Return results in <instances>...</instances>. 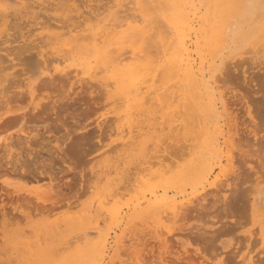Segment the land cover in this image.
Segmentation results:
<instances>
[{"label": "rangeland", "instance_id": "1", "mask_svg": "<svg viewBox=\"0 0 264 264\" xmlns=\"http://www.w3.org/2000/svg\"><path fill=\"white\" fill-rule=\"evenodd\" d=\"M147 1L0 0V96L7 86L8 91L15 86L16 80L9 82L15 73L23 78L22 86L26 81L49 83L53 78L56 84L36 91L39 97L52 91L54 98L78 95L81 99L75 105L64 104L69 108L66 111L76 107L79 112L78 125L67 122L75 130L67 134L59 127L57 131L71 138L74 172L45 150L52 148L53 137L44 136L50 139L45 144L40 138H24L21 131L28 130L19 122L17 110L23 107L32 113L26 95L8 108L0 103V205L5 200L8 207L0 210V264H159L160 257L170 264H264V0ZM178 9L189 16L196 10L199 15L197 32L185 28L181 46L163 26ZM215 20L218 26L213 30ZM176 50L183 62L191 59L195 65L184 76L172 77L169 72L166 76L170 77L161 76L164 59ZM37 53H45L46 64L27 69V60L39 58ZM119 58L122 64L115 65ZM140 72L144 75L139 76ZM209 98L211 119L205 110ZM245 101L253 119L240 109ZM218 114L216 124L226 125L223 132L227 127L233 131L231 115L239 121L240 134L233 136L236 147L228 172L221 169L227 162L225 144L201 156L185 149L192 142L187 134L190 126L196 124L193 131L199 132L208 122L214 130L211 121ZM14 116L16 120L9 119ZM186 128L191 131L185 132ZM177 129L186 141L175 137ZM168 135H174L173 139ZM28 139L30 143H25ZM173 141L179 143L173 145L176 149ZM6 142L12 145L7 152ZM162 156L170 157L160 163L164 170L165 164L169 167L164 173L157 163ZM192 161L195 166L200 162L198 173L211 170L198 176L199 184L187 168L194 166ZM184 168L188 176L180 186L172 187L173 177ZM51 175L56 177L53 181L69 187L59 195L55 188L56 192L47 190L43 181ZM165 189L176 195L178 203L184 202L182 209L179 206L172 213L170 204L146 208L150 192L160 195ZM165 250L171 253L166 251V255Z\"/></svg>", "mask_w": 264, "mask_h": 264}, {"label": "bare ground", "instance_id": "2", "mask_svg": "<svg viewBox=\"0 0 264 264\" xmlns=\"http://www.w3.org/2000/svg\"><path fill=\"white\" fill-rule=\"evenodd\" d=\"M146 2H148L147 0H146ZM161 2V1H160ZM195 2V1H194ZM229 2V1H228ZM125 4V3H124ZM148 4V3H147ZM218 4V3H217ZM212 6V5H211ZM170 7V6H169ZM196 7V6H195ZM138 8V7H137ZM119 10V9H118ZM120 11V10H119ZM176 13V14H175ZM174 13V15L172 16V18H169V19H166L165 20V23H166V25H164L162 22V24H163V26H166L167 27V29L166 30H168V32L169 33H172V34H174L175 36H176V38L178 39V42H179V46H181L182 45V43H181V38H182V32H183V30L185 29V28H188L191 32H197L196 31V27H198L199 28V25L197 26V24H198V16H197V12H196V10L189 16V14L188 13H183L181 10H177L176 12ZM211 12H209V14H210ZM208 17V16H207ZM209 19V18H208ZM229 20H230V18H229ZM153 21V20H152ZM216 22H214V25L212 26L213 27V30L214 29H216V27L218 26V21L217 20H215ZM119 22V21H118ZM120 23V22H119ZM156 23V22H155ZM116 23H114L113 25L114 26H116L115 25ZM161 24V25H162ZM118 25V24H117ZM158 25V24H157ZM121 26H122V24H121ZM151 26V25H150ZM208 27V26H207ZM156 28V27H155ZM165 30V29H164ZM228 30V29H227ZM209 31V30H208ZM235 31V30H234ZM240 31V30H239ZM89 33V32H88ZM153 34H154V31L152 32ZM189 34H190V32H189ZM195 34V33H194ZM238 34H240V32L238 33ZM90 35V34H89ZM88 35V36H89ZM197 35V34H196ZM86 36H87V34H86ZM85 36V34H84V37H86ZM87 36V37H88ZM99 38V37H98ZM87 39V38H86ZM85 39V40H86ZM98 41V39L96 38L95 39V43ZM191 41V40H190ZM197 44V43H196ZM199 47V46H198ZM97 48H99V46H97ZM113 49V48H112ZM106 50V49H105ZM110 50V49H109ZM116 50V49H115ZM114 49L112 50V51H115ZM153 50V49H152ZM128 51V50H127ZM178 50H176V53L174 54V55H172V56H170L169 58H165L164 60L166 61L164 64H165V67L162 69V73H161V76H163L164 77V74H165V77H170V76H172V77H174L175 75H182V76H184V75H186V73L187 72H189L190 71V69H191V67H192V64H194L195 65V63H194V60H191V59H188V60H190L189 62H183L184 60L180 57V54L177 52ZM107 52H109V51H107ZM111 52V51H110ZM129 52V51H128ZM114 53V52H113ZM34 54V53H33ZM122 54V53H121ZM120 54V55H121ZM154 54V53H153ZM160 54V53H159ZM44 55H45V53H44ZM43 54H41V53H37V57H39V58H34V57H29V58H31V59H29V58H27V59H29V60H27V62H26V64L28 63L29 65L28 66H26V68L27 67H32V69L33 68H39V67H41L42 65H45L46 64V61H47V59H46V57L44 56ZM33 56V55H32ZM127 56V55H126ZM126 56H124L123 55V57H125V58H127ZM142 56V55H141ZM153 56V55H152ZM137 57V56H136ZM118 58V57H117ZM132 58V57H131ZM134 58V57H133ZM139 58H141L140 56H139ZM139 58H136V59H139ZM122 59L123 58H119L118 60H117V62L115 63V65H119V63L122 61ZM157 59V58H156ZM115 60V59H114ZM142 60V59H141ZM163 60V61H164ZM116 61V60H115ZM126 61V60H125ZM136 61V60H135ZM140 61V60H139ZM154 61V60H153ZM205 61V60H204ZM138 62V61H137ZM120 64H122V63H120ZM161 64V63H160ZM137 65V64H136ZM140 65V64H139ZM138 65V66H139ZM34 66V67H33ZM109 66V65H108ZM45 67V66H44ZM137 67V66H136ZM158 67V66H157ZM199 67V66H198ZM26 68L25 67H22L21 68V72L23 73V75L25 74H27V71H26ZM156 68V67H155ZM27 69H29V68H27ZM31 69V68H30ZM139 69V68H138ZM143 69H144V67H143ZM158 69L159 70H161L159 67H158ZM141 70V69H140ZM164 70V71H163ZM165 70H167V72L165 71ZM195 70V69H194ZM152 71H153V68H152ZM146 72V71H145ZM161 72V71H160ZM168 72H169V74H170V76H166L167 74H168ZM196 72V71H195ZM200 72V71H199ZM141 73V72H140ZM164 73V74H163ZM167 73V74H166ZM145 74H147V73H145ZM196 74V73H195ZM200 74H202V73H200ZM143 75H144V72H143ZM142 75V73L139 75V76H143ZM174 75V76H173ZM27 77V76H26ZM162 77V78H163ZM149 78V77H148ZM138 79V78H137ZM160 79V78H159ZM10 81L9 82H12L13 80H16V83H15V81H14V83H15V86L13 85V86H11V84H9L11 87H12V90H9L8 91V89H9V86H7L6 87V89H3L4 91H3V93L1 94V98H0V103L1 104H3V105H5V107H9L10 106V104L12 103V102H14V101H21L23 98H24V95H26L27 97H28V103H27V105H31L32 106V113H26V111L25 110H22L23 109V107L22 108H20V109H18L17 111H19V113H20V119H18L19 120V122L22 124V125H24V127L26 128V130H28V131H26V132H28V134H26V132H24V130H22L21 132H22V134L23 135H25V137L24 138H30V139H33V140H37V139H41L40 140V142L41 143H43V144H45L44 142H49L50 141V139H47V140H45L44 139V136H46V137H53V139H54V143L52 144V145H50V146H52V148H48V147H44V148H46L45 150L47 151V152H53V153H55V158L57 157V158H59L60 159V161L65 165V167H67V169H68V171L69 172H74L75 170H76V167H75V170H74V164L76 163L75 161H74V158L70 155V151H69V149H70V147L72 146H70V144H68L69 142H70V140H71V138H69L67 135H64V134H61V133H59V134H57L58 132V128L60 127L61 128V130H62V127H63V129L65 130V132L67 133V134H69L70 133V131L71 130H75V128H71V126L73 127V126H75V125H78V122H79V120H78V114H79V112H77L76 111V107H70V106H68V107H70V110L69 111H66V109L68 110L69 108H65V106H67V105H70V103H72V104H74L75 105V103H80L81 102V99H80V97L77 99L76 97H78V95L76 96V97H71V96H69V95H65V96H62V97H59V98H54L53 97V95H52V91H51V93H47L46 94V96L45 97H43V96H41V97H39L38 96V93H36V91H43V90H45V89H48L49 90V87L52 85V86H54L55 84H56V82H54V79L53 78H51L50 77V81H49V83H46L47 81H43V82H41V81H37V80H31V81H29V82H27L26 81V83H24L25 85L24 86H22L21 85V83H23V78L22 77H20V76H16L15 75V73H13L12 75H11V77H10V79H9ZM81 80V79H80ZM146 80V82L147 81H149L147 78L145 79ZM184 80V79H183ZM209 80V79H208ZM155 81V80H154ZM159 81V80H158ZM158 81H157V83H158ZM179 81V80H178ZM177 81V82H178ZM217 81V80H216ZM79 82H81V81H79ZM195 82H196V80H195ZM83 83V82H82ZM113 83H114V81H113ZM13 84V83H12ZM108 84V83H107ZM171 84V83H170ZM174 84V83H173ZM176 84V83H175ZM184 84V83H183ZM109 85V84H108ZM136 85H138V84H136ZM135 85V86H136ZM162 85V84H161ZM172 85V84H171ZM171 85H169V86H171ZM182 85V84H181ZM212 85V84H211ZM139 86V85H138ZM175 85H173V87H174ZM179 86V85H178ZM137 87V86H136ZM144 87V86H143ZM142 86L140 87L141 89L143 88ZM172 87V88H173ZM219 87V86H218ZM200 88V87H199ZM155 89V88H154ZM175 90L176 89H174V93H176L175 92ZM177 91V90H176ZM39 92V93H40ZM150 92H152V91H150ZM149 92V93H150ZM148 93V94H149ZM41 94V93H40ZM140 94V93H139ZM168 94V93H167ZM42 95V94H41ZM213 95V94H212ZM67 96H69V97H67ZM167 97H168V95H166ZM174 96V95H173ZM175 96L177 97V95L175 94ZM175 96H174V98H175ZM179 96V95H178ZM216 96V95H215ZM122 97V96H121ZM130 97V96H129ZM147 97V96H146ZM164 97V96H163ZM162 97V98H163ZM166 97V98H167ZM123 98V97H122ZM149 98H151V97H149ZM149 98H147V99H149ZM161 98V96H159V99ZM161 98V99H162ZM67 99H70V100H67ZM129 99V98H128ZM146 99V100H147ZM214 99V98H213ZM212 99V100H213ZM227 99V98H226ZM127 100V99H126ZM211 99L209 98L208 100H207V102H206V106H205V110H206V114H207V116L209 117V119H211L212 118V107L209 105L210 103H208L209 101H210ZM135 101H137V100H135ZM172 101H173V98H172ZM215 101V100H214ZM231 101V100H230ZM229 101V102H230ZM151 102V101H150ZM152 103V102H151ZM64 104H67V105H64ZM158 104V103H157ZM228 104V103H227ZM231 104V103H230ZM26 106V105H25ZM25 106H24V108H25ZM72 106V105H71ZM121 106V105H120ZM152 106V105H151ZM157 107V105L155 106V108ZM27 108V107H26ZM25 108V109H26ZM227 108V107H226ZM241 108H243L244 110V113H246L247 114V116L249 117V118H251V119H253L254 118V116L252 115V110L250 109V105L248 104V101H245L244 102V104H243V106H241L240 107V109ZM157 109V108H156ZM230 109V108H229ZM240 109H239V111H240ZM158 110H159V108H158ZM157 110V111H158ZM213 110H215V109H213ZM233 110V109H232ZM64 111H66V113H62V112H64ZM171 112V111H170ZM175 112V111H174ZM177 112V111H176ZM175 112V113H176ZM43 113H45V115L43 116ZM141 113V112H140ZM233 113V112H232ZM239 113V112H238ZM243 113V114H244ZM5 114H10V111H7ZM184 114V113H183ZM242 114V115H243ZM245 114V115H246ZM67 115H68V117H67ZM136 115H137V113H136ZM176 114H174L173 116H175ZM227 115V114H226ZM172 116V117H173ZM178 116V115H177ZM237 116V115H236ZM167 117V116H166ZM207 117V118H208ZM220 116H219V114L218 115H216V117L214 118L213 117V120L211 121L212 122V124H213V126H214V130H212L211 129V126H208V122H204V126H202L201 128V130L199 131V132H194V131H196V130H194V126L196 125H193V126H190L189 124V126L190 127H193V128H190V129H192V131L194 132V134H191V130H189L188 128H186V131L185 132H187V130H189V131H191L190 133L189 132H187V134H188V136L189 137H192V138H190L191 139V143H190V145L189 144H185V146L186 145H189V146H187V147H185V149L187 150V151H190L189 153L190 154H192V150H194V152H199V153H201V154H199L200 156L201 155H203L202 153H206V151L209 153V151H211V150H215L216 148H221L222 146V143L223 144H225V146H226V148H224L225 150V160L227 161L226 162V165H224L223 166V168L221 167V169L223 170V171H225V172H228V171H230V168L232 167V165H231V163H233V152H232V149L233 148H235L236 147V145H235V141H234V139L236 140V138H234L235 136L234 135H238V129H237V124H238V122L236 121V119L234 118L235 116H230L231 118H232V120H230V121H232L233 123H229L228 125L229 126H233V131H232V133H231V128L232 127H230V128H228L227 127V130L225 131V132H223L224 130H225V123L224 124H216L219 120L217 119V118H219ZM229 117V116H228ZM171 118V117H170ZM178 118V117H177ZM9 119L10 120H12V121H14V120H16V117L14 116V117H9ZM42 119H44V122H43V124H37L36 122L37 121H41ZM164 119V118H163ZM195 119V118H194ZM222 119V118H221ZM171 120V119H170ZM200 120V119H199ZM208 120V119H207ZM235 120V121H234ZM69 121H71V123L72 124H69V125H71L70 127L68 126V124H67V122H69ZM141 121V120H140ZM164 123V122H163ZM188 122H185V126H187L186 124H187ZM190 123V122H189ZM200 123V122H199ZM181 124V123H180ZM202 124V123H201ZM163 125V124H162ZM175 125V124H174ZM177 125V124H176ZM166 125H164V127H165ZM180 126H183V125H180ZM241 126H242V122H241ZM163 127V128H164ZM177 127V126H176ZM175 127V128H176ZM245 127V126H244ZM263 127V126H262ZM157 128V127H156ZM181 128H183V127H181ZM181 128H180V130H181ZM196 129H198L197 128V126L195 127ZM240 128V127H239ZM40 129H42L41 131H40ZM144 129V128H143ZM159 129V128H158ZM162 129V128H161ZM244 129V128H243ZM33 130H36V131H34V132H32L31 133V131H33ZM160 130V129H159ZM170 130H172V132H174V127H172V128H170ZM178 130V132H176L175 131V135H177L178 133H179V129H177ZM183 130V129H182ZM216 130H219L220 132H217V133H219L223 138H224V140L222 141L221 140V142H220V139H219V137H218V135H216ZM246 130V129H245ZM253 130V129H252ZM251 130V131H252ZM40 131V132H39ZM56 131V132H55ZM131 131H132V129H131ZM249 131V130H248ZM254 131V130H253ZM252 131V134L254 135V136H256V133H254ZM150 132V131H149ZM172 132H170V133H172ZM138 133V132H137ZM169 134V133H168ZM186 133H185V135H187ZM226 134H227V136H226ZM240 134V133H239ZM158 135V134H157ZM156 135V136H157ZM170 135V134H169ZM168 135V136H169ZM191 135H193V136H191ZM64 136H67V137H65L64 138ZM154 136V135H153ZM152 136V137H153ZM166 136V135H165ZM167 136V137H168ZM172 136H174V135H172ZM172 136H169L171 139H173V137ZM179 136H182V139H185V141H186V138H183V135H180V134H178L177 136H175V137H179ZM234 136V137H233ZM135 137V136H134ZM163 137H164V135H163ZM168 137V138H169ZM174 137V138H175ZM186 137V136H185ZM180 138V137H179ZM178 138V140H180ZM222 138V139H223ZM240 138V137H239ZM30 139H28V140H25V143H27L28 141H29V143H30ZM177 139V138H176ZM190 139H188V137H187V141L188 140H190ZM152 140V139H151ZM160 140H162V139H160ZM129 141H131V140H129ZM163 141V140H162ZM174 141H175V139H174ZM174 141L171 143L172 144V147H174L173 145L174 144H177V143H174ZM177 141V140H176ZM184 141V140H183ZM184 141V142H185ZM72 142V141H71ZM179 142V141H178ZM189 142V141H188ZM235 142V143H234ZM239 142V141H238ZM52 143V142H51ZM154 143V142H153ZM180 143H181V141H180ZM14 144V143H13ZM126 144V143H125ZM168 144V143H167ZM179 144V143H178ZM177 144V145H178ZM181 144H183V143H181ZM30 145V144H29ZM28 145V146H29ZM69 145V146H68ZM184 145V144H183ZM239 145V144H238ZM11 143L10 142H6L5 143V149L4 150H6V152L7 151H10V148H11ZM27 146V147H28ZM43 146V145H42ZM41 146V147H42ZM159 146V145H158ZM166 146V145H165ZM168 146L169 145H167V147H165V148H168ZM171 146V145H170ZM176 146V145H175ZM182 146V145H181ZM181 146H179V147H181ZM177 147V146H176ZM179 147H177V149L179 148ZM183 147V146H182ZM24 149H25V147H23ZM32 148V147H31ZM43 148V147H42ZM44 148H43V150H44ZM159 148V147H158ZM161 148V147H160ZM175 148V147H174ZM184 148V147H183ZM182 148V149H183ZM72 149V148H71ZM176 149V148H175ZM222 149V148H221ZM221 149H219V151L221 150ZM39 150H42L41 148L39 149ZM42 150V151H43ZM162 150V149H161ZM170 150V149H169ZM172 150V149H171ZM206 150V151H205ZM217 150V149H216ZM241 150V149H240ZM32 151V150H31ZM36 151V150H35ZM45 151V152H46ZM157 151V150H156ZM160 151V150H159ZM166 151H167V149H166ZM173 151V150H172ZM178 151V150H177ZM183 151H184V149H183ZM183 151L181 150V152L183 153ZM168 153H170L169 151H167ZM166 152V153H167ZM175 152V151H174ZM180 152V151H179ZM180 152V154H182ZM186 152V151H185ZM221 153H222V151H220ZM219 152V153H220ZM232 152V153H231ZM241 152V151H240ZM29 154H30V151L28 152ZM148 153V152H147ZM167 153V154H168ZM177 153V152H176ZM35 154V153H34ZM39 154V153H38ZM183 154H185V156H188L187 155V153H183ZM241 154V153H240ZM28 155V154H27ZM53 155V154H52ZM154 155V154H153ZM177 156H182V155H178V154H176ZM198 155V156H199ZM205 155V154H204ZM209 155V154H208ZM241 155H243V153L241 154ZM1 156V155H0ZM33 156V155H32ZM152 156V155H151ZM155 156V155H154ZM154 156H152V157H154ZM156 156H158V155H156ZM184 156V157H185ZM37 157V156H36ZM52 157H54V156H52ZM160 157V156H159ZM167 157V156H166ZM165 157V158H166ZM173 157H176V156H173ZM184 157H182V158H184ZM212 157H215V154H214V156H212ZM163 156H162V158L160 159L159 158V160L157 161V163H162V164H164L163 163V161H164V159H165ZM170 158V157H169ZM169 158H166V159H169ZM177 158V157H176ZM179 158V157H178ZM201 158V157H200ZM203 158V157H202ZM210 158H211V156H210ZM219 158H221V157H219ZM149 159V158H148ZM163 159V160H162ZM165 159V160H166ZM205 159H207L206 157H205ZM209 159V158H208ZM223 159V158H222ZM27 160V159H26ZM38 160V159H37ZM49 160H51V159H49ZM174 159H172V164H173V161ZM197 160V159H196ZM196 160H195V162H196ZM199 160V159H198ZM16 161V160H15ZM31 161V160H30ZM39 161V160H38ZM41 161V160H40ZM47 161V160H46ZM52 161V160H51ZM51 161H49L50 162V164H51ZM149 161V160H148ZM168 161H170V159L168 160ZM194 161V160H193ZM193 161L191 162V164L193 163ZM200 161V160H199ZM198 161V162H199ZM201 161H204V160H201ZM200 161V162H201ZM25 162V161H24ZM27 162V161H26ZM29 162V161H28ZM54 162H55V160H54ZM193 163V165L194 164H196V163ZM199 162V163H200ZM205 162H207L208 163V160L206 161L205 160ZM204 162V163H205ZM60 163V162H59ZM146 163H147V161H146ZM149 164L151 163V161L150 162H148ZM168 163H170V162H168ZM175 163V162H174ZM199 163H197V165H199ZM204 163H202V164H204ZM222 163V162H221ZM1 164V163H0ZM16 163H14V167H16L17 165H15ZM23 164V163H22ZM33 164V163H32ZM31 164V165H32ZM43 164V163H42ZM158 164V165H159ZM201 164V165H202ZM45 165V164H44ZM47 165V164H46ZM153 165H154V163H153ZM167 164H165V168L167 169V170H164V167H162V166H164V165H161L160 164V167L161 168H163V169H161L160 167L158 168V169H161V170H163V173L164 172H166V171H169L168 169H169V167H168V165L166 166ZM192 166V165H190V167L188 166L187 168H189V169H191V172H190V175H192V179L193 178H195L196 177V180H195V182L194 183H197V184H199V180H200V178H202L206 173H208L209 172V169H210V167H209V169H208V172L206 171L207 169H202L201 171H200V173H198L197 172V167L198 166ZM211 165H212V163H211ZM1 166V165H0ZM30 166V165H29ZM52 166V165H51ZM50 166V167H51ZM147 166H148V164H147ZM150 166H152V165H150ZM149 166V167H150ZM173 166H175V165H173ZM22 167V166H21ZM20 167V168H21ZM41 167H43V166H41ZM148 167V168H149ZM172 167V166H171ZM208 167V166H207ZM214 167V166H213ZM225 167H229L228 169L226 168L225 169ZM24 168V167H23ZM36 168V167H35ZM46 168H48V166L46 167ZM174 168V167H173ZM13 169V168H12ZM16 168H14L13 170H15ZM18 169V168H17ZM16 169V171L19 173V171ZM42 169V168H41ZM58 169V168H57ZM150 170H151V168H149ZM157 169V170H158ZM157 170H155V172L157 171ZM187 170V174H189L188 172V169H183V170H178L177 171V173H176V175L173 177V179H175L172 183H173V185H172V187L173 186H175V185H178V186H180L181 184H182V182H184L183 181V178H184V176H186V175H184L185 174V171ZM200 170V169H199ZM11 171V170H10ZM33 171V170H32ZM43 171H44V169H43ZM159 171V170H158ZM14 172V171H13ZM162 172V171H161ZM210 172H211V170H210ZM209 172V173H210ZM24 173H25V170H22L21 172H20V174L22 175V176H24ZM77 173V172H76ZM7 174V173H6ZM36 174V173H35ZM154 174V173H153ZM201 174V177L199 178L198 176ZM220 174V173H219ZM2 174H0V176H1ZM10 175V174H9ZM30 175V174H29ZM49 175V174H48ZM75 175V174H74ZM229 175V174H228ZM31 176V175H30ZM29 176V177H30ZM33 176V175H32ZM47 176V175H46ZM188 176V175H187ZM186 176V177H187ZM207 176H209V174L207 175ZM219 176V175H218ZM19 177V176H18ZM45 177V176H44ZM157 177V176H156ZM185 177V178H186ZM35 178V177H34ZM33 178V179H34ZM199 178V179H198ZM208 178V177H207ZM227 178V177H226ZM21 179V178H20ZM56 179V177L53 179V177H52V175L51 176H48V180H46L47 182H45V181H43L45 184H48L47 186H46V189L47 190H50V191H52L54 188L56 189V191H54V192H56V195H59L61 192H63L62 191V189L64 188V187H66V188H68L69 187V185L67 184H61V182L60 183H58L57 181H53V180H55ZM187 179V178H186ZM188 179H190L189 177H188ZM23 181V180H22ZM33 181V180H32ZM34 181L37 183V181L39 182V178H36V179H34ZM42 181V180H41ZM206 181V180H205ZM264 181V180H263ZM74 182V181H73ZM126 182H127V180H126ZM202 182V181H201ZM204 182V181H203ZM226 182V181H225ZM28 183V182H27ZM216 183V182H215ZM215 183H212L214 186H215ZM43 184V183H42ZM74 185V184H73ZM203 185V184H202ZM224 185V184H223ZM75 186V185H74ZM222 186V185H221ZM124 187V186H123ZM259 187V186H258ZM71 188V187H70ZM174 188H177V187H174ZM58 189V190H57ZM69 190V189H68ZM218 190H219V187H218ZM217 190V191H218ZM50 191H48L47 193H49ZM59 191H61V192H59ZM186 191V190H185ZM190 191V190H189ZM216 191V192H217ZM68 192V191H67ZM158 192V191H157ZM176 192V191H175ZM184 192V191H183ZM212 192V191H211ZM17 193V192H16ZM66 192H64V194H65ZM172 193V192H171ZM5 194V193H4ZM50 194V193H49ZM54 194V193H53ZM53 194H51V195H53ZM63 194V193H62ZM70 194V193H69ZM175 194V193H174ZM51 195H48L49 197H51ZM179 195V194H178ZM184 195V194H183ZM17 196V195H16ZM19 197V196H18ZM26 197V196H25ZM10 198H13L12 197V195H11V197L9 196V199ZM17 198V197H16ZM22 198V197H21ZM66 198V197H65ZM64 198V199H65ZM8 199V198H7ZM23 199V198H22ZM25 199V198H24ZM28 199H29V197H28ZM27 199V200H28ZM50 199V198H49ZM63 198H62V200H64ZM146 199H147V197H146ZM187 199V198H186ZM3 200V199H2ZM18 200V199H17ZM31 200V199H30ZM57 200H58V198H57ZM56 200V201H57ZM196 200V199H195ZM4 201L5 200H3L2 202V204L0 205V210H3V209H5V207H7L6 206V202L4 203ZM145 201V200H144ZM147 201V204L145 205L146 206V208L147 207H154V206H157V205H162V204H170V205H172V207H171V209H172V213H176V210H177V208L180 206V208L182 207V204L184 203L183 201L181 202H177V200H176V195H169L168 193H167V191H166V189L163 191V193H160V195H158V193H156V191H151L150 192V196L148 195V199L146 200ZM189 202L191 201V198H189V200H188ZM193 201V200H192ZM11 202V201H10ZM28 202V201H27ZM186 202V201H185ZM12 203V202H11ZM38 203V202H37ZM41 203V202H40ZM50 203V202H49ZM46 204H48V203H46ZM55 204V203H54ZM136 204H138V206H139V204H140V202H136L134 205H136ZM33 205V204H32ZM43 205V204H42ZM144 205V204H143ZM184 205V204H183ZM50 206V205H49ZM186 206V205H185ZM184 206V207H185ZM35 207V206H34ZM13 208V207H12ZM180 208H178V209H180ZM186 208H187V206H186ZM7 209H8V207H7ZM11 209V208H10ZM143 209V208H142ZM182 209V208H181ZM188 209V208H187ZM6 210V209H5ZM186 210V209H185ZM166 211V210H165ZM183 211H184V209H183ZM8 212H9V210H8ZM7 212V213H8ZM4 215H6V212L4 211V212H2ZM10 213V212H9ZM182 213V212H181ZM186 214V213H185ZM10 216V215H9ZM181 216V215H180ZM180 216H178V217H180ZM16 217V216H15ZM11 218V217H10ZM13 218H14V216H13ZM169 218V217H168ZM183 218V217H182ZM181 218V219H182ZM185 218V217H184ZM165 220H167L166 218H165ZM177 220H180V219H177ZM176 220V221H177ZM169 221V220H168ZM158 231V230H157ZM163 231V230H162ZM159 233V232H158ZM85 236V235H84ZM161 236H163V234L161 233ZM162 239V238H161ZM136 240V239H135ZM73 241V240H72ZM168 241V240H167ZM142 242V241H141ZM160 243V242H159ZM155 244V243H154ZM147 245V244H146ZM72 247V246H71ZM166 251H169V250H165L164 252L166 253V255H167V252ZM162 252H163V250L161 251V252H159V253H161L162 254ZM170 252V251H169ZM143 253V252H142ZM171 253V252H170ZM181 254V253H180ZM145 255V254H144ZM163 255H164V253H163ZM163 255H161L162 257H164ZM168 255H169V253H168ZM184 255V254H183ZM142 256V255H141ZM188 256H189V254H188ZM168 257V256H167ZM166 256H165V259L167 258ZM170 257H172V256H170ZM174 257V256H173ZM179 257V256H178ZM184 257V256H183ZM193 257V256H192ZM148 258V257H147ZM158 259H159V257H157ZM184 258H187V257H184ZM164 258H161L160 257V260H158L159 261V264H170V263H168L167 261V259H169V258H167L166 260L167 261H164L163 260ZM178 259V258H177ZM188 259V258H187ZM191 259V258H190ZM89 260V259H88ZM148 260V259H147ZM170 260H172V259H170ZM169 260V261H170ZM85 261V260H84ZM150 261V260H149ZM175 262V261H174ZM181 263V262H180ZM152 264H154V263H152ZM183 264H185V263H183ZM191 264V263H190ZM193 264H195L194 262H193Z\"/></svg>", "mask_w": 264, "mask_h": 264}]
</instances>
